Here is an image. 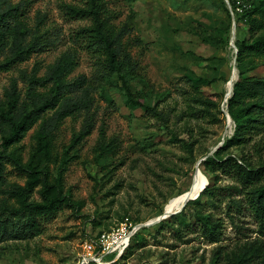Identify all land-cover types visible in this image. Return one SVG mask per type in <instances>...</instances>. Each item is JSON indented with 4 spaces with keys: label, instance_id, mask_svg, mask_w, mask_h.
Listing matches in <instances>:
<instances>
[{
    "label": "rangeland",
    "instance_id": "1",
    "mask_svg": "<svg viewBox=\"0 0 264 264\" xmlns=\"http://www.w3.org/2000/svg\"><path fill=\"white\" fill-rule=\"evenodd\" d=\"M254 1L108 0L112 22L122 32L118 72L80 33L90 21L66 9L82 0H0V12H11L0 29V66H8L0 69V219L9 206H19L16 189L26 188L27 177L8 161L12 156L36 167L72 203L44 222L39 235L0 241V264H82L85 242L123 223L134 231L128 248L102 264H225L221 246L231 250L242 235L223 211L209 208L226 222L216 243L196 229L178 237L169 227L158 230L161 222L150 223L190 189L203 154L233 137V92L227 98L233 72L234 85L243 70L264 77L263 59L249 56L255 68L250 60H237L238 38L264 33V14L251 12ZM121 76L137 99L158 112L134 106ZM207 98L221 103V122L201 114ZM25 117L26 130L4 142ZM39 135L49 143L46 153L39 151ZM256 142L264 145V132L245 152L264 162ZM187 217L193 222L194 211L187 210ZM172 222L178 226L180 219ZM240 224L248 234L257 228L249 215Z\"/></svg>",
    "mask_w": 264,
    "mask_h": 264
},
{
    "label": "trees",
    "instance_id": "2",
    "mask_svg": "<svg viewBox=\"0 0 264 264\" xmlns=\"http://www.w3.org/2000/svg\"><path fill=\"white\" fill-rule=\"evenodd\" d=\"M82 3L81 6L66 5V9L74 17L90 21L91 24L83 28L80 33L89 40L92 46L103 50L107 55L106 66L113 67L119 72L117 63L122 53V32L112 22L114 15L108 7V0H82ZM251 12L264 14V0H255ZM10 15V11L0 12V29L6 26ZM236 46L238 48L237 60L240 65L246 60H250L252 64L255 63L249 58L252 55L263 59L262 65L264 66V33L252 40L238 38ZM6 65L0 66V69L8 67ZM253 67L255 68L256 65L253 64ZM240 78L235 83L233 96L228 101L229 114L235 123V133L221 148L201 163L202 171L210 180V184L197 200L187 204L181 214L158 224V230H165L169 227L173 234L182 237L186 231L196 229L208 241L220 242L224 237L226 222L213 210H221L236 231L242 235V238H239L240 241L231 250L222 251L221 246L220 253L225 264H264V162H255L252 154L245 152L254 136L264 132V77L247 76L243 70ZM120 79L126 98L134 106L142 107L147 112H158L155 107L147 106L137 99L125 78L121 76ZM40 82L41 80H38V83ZM55 88L60 91L62 86L56 84ZM202 104L203 117H211L212 123L221 122L220 102L207 98ZM28 118L25 117L19 124H13L14 131L5 138L4 142L9 143L19 138L20 132L27 128ZM43 139L45 137L38 136L39 151L46 153L49 143ZM232 148L241 149L240 154H235L230 150ZM253 148L256 150L255 153L259 154L264 150V145L256 142ZM189 149L191 153L193 148L189 147ZM203 156L206 157L208 154L204 153ZM8 161L18 172L27 177V182L26 188L18 187L14 192L19 206H9L8 215L0 219V241L11 237L32 238L43 232L44 222L55 218L62 209L72 206V203L68 196L62 194L59 186L42 180L33 165L26 166L20 158L13 156L9 157ZM3 172V165L0 162L1 181L4 180ZM224 177L231 179L232 182L222 184ZM39 186H41L40 189ZM35 194H38L40 199L34 198ZM205 197L207 200L203 202ZM222 197L229 201L225 202ZM211 207L212 211L209 210ZM187 210L194 211L195 220L193 222L187 217ZM247 215L251 216L257 225L256 230L250 234L245 232L246 229L240 224L242 218ZM175 218L180 219L178 226L172 222ZM252 233L260 238L252 239Z\"/></svg>",
    "mask_w": 264,
    "mask_h": 264
},
{
    "label": "built area",
    "instance_id": "3",
    "mask_svg": "<svg viewBox=\"0 0 264 264\" xmlns=\"http://www.w3.org/2000/svg\"><path fill=\"white\" fill-rule=\"evenodd\" d=\"M133 233L130 226L123 223L116 230L101 234L94 242H85L82 264H102L105 257H114L112 261L118 260L128 248Z\"/></svg>",
    "mask_w": 264,
    "mask_h": 264
},
{
    "label": "water",
    "instance_id": "4",
    "mask_svg": "<svg viewBox=\"0 0 264 264\" xmlns=\"http://www.w3.org/2000/svg\"><path fill=\"white\" fill-rule=\"evenodd\" d=\"M233 87H234V85H233ZM228 117H229V121H230L231 116L228 115ZM231 120H232V118H231ZM222 146H223V143L219 144V146L216 147L215 149H213L208 154V156H206L205 158H203L202 160H200L199 163H198L197 171H200V167H199L200 164L203 161H205L207 159V157L213 155L215 153V151H217ZM208 185H209V182L202 189H201V186L200 187H196V185L191 186L189 190H187L186 192H184L183 194L180 195V197H179L180 198V201L178 202L177 205H175V206L166 205L165 208H164L163 213L161 215H159L156 219L152 220L150 224L151 225H154L155 223L162 222V221L167 220L168 218H170V217H172V216H174L176 214L181 213L183 211V209L187 206V204L190 201H194V200H196V199L199 198L200 194L207 188ZM181 203L182 204L184 203V205L181 207V209H179V206H180L179 204H181Z\"/></svg>",
    "mask_w": 264,
    "mask_h": 264
},
{
    "label": "bare ground",
    "instance_id": "5",
    "mask_svg": "<svg viewBox=\"0 0 264 264\" xmlns=\"http://www.w3.org/2000/svg\"><path fill=\"white\" fill-rule=\"evenodd\" d=\"M237 79V72L234 71L233 74H232V77L230 79V82L228 83L227 85V88H228V93H227V98H229L231 95H232V91H233V85H234V82L236 81ZM230 126H233V121L231 120L230 118ZM229 126V127H230ZM230 129V128H229ZM208 183V180L207 178L203 175V173L200 171H197L195 176H194V180H193V183H192V186L193 185H196V187H200L201 186V189L204 188ZM201 191V190H200ZM200 193V192H199ZM180 196L178 197H175L173 199H171L167 205H170V206H175L178 204V202L180 201ZM179 209H181V207L184 205V203L182 204H179Z\"/></svg>",
    "mask_w": 264,
    "mask_h": 264
}]
</instances>
